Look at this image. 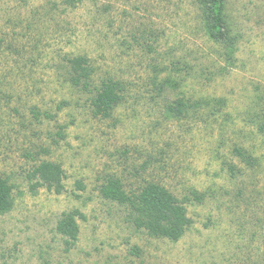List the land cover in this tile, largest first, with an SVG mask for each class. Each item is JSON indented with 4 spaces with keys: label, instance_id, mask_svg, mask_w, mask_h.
I'll list each match as a JSON object with an SVG mask.
<instances>
[{
    "label": "rangeland",
    "instance_id": "1",
    "mask_svg": "<svg viewBox=\"0 0 264 264\" xmlns=\"http://www.w3.org/2000/svg\"><path fill=\"white\" fill-rule=\"evenodd\" d=\"M226 5L237 36L230 57L205 36L196 0H84L64 15L54 0H0V47H24L20 58L0 53V178L14 201L0 217V264H264V0ZM65 52L91 59L94 85L125 84L110 118H94L89 95L57 79ZM155 71L179 87L156 93ZM177 98H222L223 116L169 119ZM41 161L64 170L61 194L34 187ZM109 176L126 189L152 181L203 199L186 205L180 240L153 238L100 196ZM69 212L78 213L74 242L57 230Z\"/></svg>",
    "mask_w": 264,
    "mask_h": 264
},
{
    "label": "trees",
    "instance_id": "2",
    "mask_svg": "<svg viewBox=\"0 0 264 264\" xmlns=\"http://www.w3.org/2000/svg\"><path fill=\"white\" fill-rule=\"evenodd\" d=\"M62 7L61 15L73 11L83 5L84 0H54ZM201 12L203 32L210 42L224 48L227 57L233 54L237 36L231 25V16L227 11L226 0H196ZM52 3V2H51ZM54 6L56 5L55 2ZM57 7V6H55ZM104 9H106L104 7ZM25 37V36H23ZM148 52L154 48L149 45ZM24 47L16 44H6L0 47L1 55L16 56L20 58ZM60 55V62L55 65L57 79H62V84L89 95V106L94 118L108 119L112 116L118 105L124 99L125 84L118 79L105 78L99 84L94 85L93 78L95 67L89 57L84 54H71L65 52ZM29 62H33L31 57ZM178 63L174 64L177 65ZM181 69V68H180ZM155 70V69H154ZM156 72V71H155ZM150 84L156 93L161 94L166 89L179 87L177 80L166 76L158 80L156 72L150 80ZM67 103L61 101L57 105L59 111ZM225 101L222 98H177L165 107V115L171 119L195 118L201 110L207 113L209 119L223 116ZM35 119L40 116L53 120L54 116L49 112H33ZM259 132L264 133V123L258 127ZM60 136L61 133L59 132ZM234 153L247 164L252 165L255 159L248 155L243 148H235ZM29 178L35 180L34 187L44 188L46 191L59 195L64 190V170L55 162L41 161L34 165ZM78 188L82 186L78 183ZM100 196L112 203H116L129 210L133 221L139 229L148 236L159 239H167L177 242L185 234L191 225L187 216L186 205L192 200L200 203L202 194L190 190L187 196L178 197L158 182L146 181L138 188L126 189L120 178L109 176L99 187ZM12 186L6 179L0 178V217L13 208ZM77 212H69L62 216L57 225V230L68 237L72 242L76 240L78 225L76 223Z\"/></svg>",
    "mask_w": 264,
    "mask_h": 264
}]
</instances>
